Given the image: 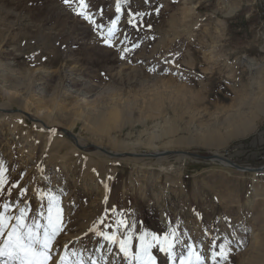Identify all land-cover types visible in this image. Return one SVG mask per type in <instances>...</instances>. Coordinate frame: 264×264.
<instances>
[{
  "label": "rangeland",
  "instance_id": "rangeland-1",
  "mask_svg": "<svg viewBox=\"0 0 264 264\" xmlns=\"http://www.w3.org/2000/svg\"><path fill=\"white\" fill-rule=\"evenodd\" d=\"M260 1L122 0L117 14V0H85L96 28L75 14L78 0H0V104L71 130L85 147L114 153L105 144L114 136L131 154L222 155L247 145L264 124ZM117 15L110 48L101 34ZM2 111L0 211L7 203L6 215L25 208L26 223H44L54 196L57 264L73 252L89 262L128 264L118 243L96 233L130 235L134 256L142 233L150 239L173 231L175 257L169 261L155 245L156 264H180L189 245L213 264L211 253L225 242L229 264H264V173L177 155L161 163L96 156L97 148L78 150L66 135ZM249 116L251 130L230 137ZM217 139L224 143L214 145ZM251 152L243 147L225 158L258 167Z\"/></svg>",
  "mask_w": 264,
  "mask_h": 264
},
{
  "label": "snow or ice",
  "instance_id": "snow-or-ice-1",
  "mask_svg": "<svg viewBox=\"0 0 264 264\" xmlns=\"http://www.w3.org/2000/svg\"><path fill=\"white\" fill-rule=\"evenodd\" d=\"M65 5H71L73 0H63ZM122 0H117L116 13L121 12ZM89 6L85 3V0H78V6L74 9L75 14L78 17L83 18L88 23L94 25L96 28H100L101 25L97 24L91 15L88 14L86 9ZM157 13L159 9H156ZM138 15H143L142 13ZM119 20V15L116 19L111 21V27L107 30V35L103 34V43L108 47H113L112 38L116 34V24ZM132 23V20H129ZM151 27V25H148ZM137 47V45H133ZM129 51L128 48H124L121 52V59L124 58V52ZM154 71V69H152ZM55 131V130H53ZM4 166L0 163V186L6 183L4 178ZM56 198L54 196L49 197L48 212L45 217L44 223L39 220H33L32 223H26L27 211L25 208L19 209L18 215H6L9 205L5 203L3 211H0V264H57L55 257L51 255L53 247V240L57 234L61 231L60 220L61 212L59 208H56L55 213L53 207L55 206ZM9 221L14 223L9 224ZM123 223V221H120ZM98 236L107 242L108 245L118 243L119 251L123 254V257L128 260V264H156L155 257L150 253V249L155 245H159L161 252L167 254V259L171 261L176 253L174 247L179 241V237L173 231L169 234H165L163 237L155 234L151 235L148 239V233H142L139 236V245L136 248L135 255H130V240L131 236H127L125 239L117 240L115 233L108 235L106 233H96ZM231 249L228 243H222L219 245V251H213L211 258L213 264H229ZM71 261H66L64 256L59 259V264H101L98 259H91L85 261L82 254L76 252L72 253ZM194 258V259H193ZM218 258V259H217ZM180 264H204L201 256L192 251V246H188V256L180 255Z\"/></svg>",
  "mask_w": 264,
  "mask_h": 264
},
{
  "label": "bare ground",
  "instance_id": "bare-ground-1",
  "mask_svg": "<svg viewBox=\"0 0 264 264\" xmlns=\"http://www.w3.org/2000/svg\"><path fill=\"white\" fill-rule=\"evenodd\" d=\"M259 10H260V6H259ZM260 11H263L264 12V10H260ZM262 25H263V27H262V30L261 31H259L260 32V34H261V36H262V40L264 41V20H263V22H262ZM6 107H8V105H5V104H0V110H7L6 109ZM19 110H21V109H19ZM19 110H17V111H19ZM22 111H24V110H22ZM25 113H26V111H25ZM28 114H30L32 117H34L35 119H37V120H39L40 121V123L42 122L43 123V127H44V129L46 128H50V129H52V128H61V129H63L64 130V132H65V134L67 135V136H70V140H71V142L72 143H75V144H77V146H79V147H81V149H83V150H85L87 147H93V148H97L99 151L100 150H104L105 152H107L108 154H113V155H124V154H131V152H133V150L131 149V147L127 144V143H125V142H122V141H120V140H118V138H116V137H114V136H112V137H110L108 140H106L105 141V144H107V145H109V146H111L113 149H114V153L113 152H109V151H107L106 149H103V147L102 146H100V145H93V146H86L85 147V144L76 136V135H74V134H72V132H71V130L69 131V129H67V128H62V127H58V126H55L51 121H49V120H47L45 117H41V116H38L39 118H36L35 116H33L32 114L33 113H31V112H27ZM255 114V113H254ZM6 115V114H5ZM253 121H254V116H249V118H247V119H243L242 121H241V123H240V125L239 126H236V128H231V130H230V137H237V136H239V135H241L242 136V134L244 135V133L245 132H248L249 130H251V128H252V126H253ZM252 122V123H251ZM264 125V124H263ZM110 129V128H109ZM262 129V128H261ZM111 130V129H110ZM106 132V131H105ZM109 132V131H108ZM107 132V133H108ZM51 134H54V133H51ZM229 134V133H228ZM223 139V138H222ZM103 141V140H102ZM96 143V142H95ZM222 143H224V141H222V140H219V139H217V141L215 142V144L214 145H220V144H222ZM102 144H104L103 142H102ZM246 147V146H245ZM98 150H96L93 154H95L96 156H102L103 157V155L104 156H107V155H105V154H103L101 151L99 152ZM163 151V150H162ZM101 153L103 154V155H101ZM153 153H156V152H153ZM137 154H139V153H137ZM136 154V155H137ZM178 156H180V157H182V158H187V156H185V155H178ZM215 156H217V157H219L220 159H215L214 161H217V162H219L222 166H224L225 168H231V169H235V168H233L232 166H230L229 164H228V159L227 158H224V157H221L220 155H217V154H215ZM107 157H109V156H107ZM109 158H112V157H109ZM125 158H132V157H125ZM113 159H118V158H113ZM120 159H124V158H120ZM135 159H137V160H139V161H141V160H144L143 158H135ZM164 158H160V159H157L156 160V163L158 162V163H161V161L163 160ZM182 160V159H181ZM166 161V160H165ZM163 162V161H162ZM213 162V161H212ZM164 167V166H163ZM164 168H167V166L166 167H164ZM163 168V169H164ZM237 171H239V170H237ZM239 172H242V171H239ZM255 174V173H254ZM56 259V258H55ZM260 264V263H259Z\"/></svg>",
  "mask_w": 264,
  "mask_h": 264
},
{
  "label": "water",
  "instance_id": "water-1",
  "mask_svg": "<svg viewBox=\"0 0 264 264\" xmlns=\"http://www.w3.org/2000/svg\"><path fill=\"white\" fill-rule=\"evenodd\" d=\"M1 113L3 114H21L23 116H25L29 121L33 122V123H36V124H39L43 127V124H41L37 119H32L28 114H25V113H22L20 111H17V110H6V111H2ZM44 128V127H43ZM46 129V128H45ZM46 130H48L49 132L51 133H62L64 135L65 132L63 129L61 128H47ZM55 130V131H53ZM66 137L69 139L70 136H67ZM75 147L78 149V150H81V151H84L83 149H81V147L77 146V144H75ZM92 146V145H90ZM103 154L109 156V157H112V158H125V157H132V158H143V159H160V158H164V157H168L169 155H185L187 157H193V158H201V159H204V160H215V159H220L219 157L215 156V155H211V156H207V157H202V156H199L197 154H192V153H188V152H183V151H163V152H156V153H145V154H124V155H113V154H108L107 152H105L104 150H100ZM228 164L230 166H232L233 168H235V170H239V171H242V172H248V173H264V166H261V167H258V168H249V167H245V166H241V165H238V164H235V163H232L228 160Z\"/></svg>",
  "mask_w": 264,
  "mask_h": 264
},
{
  "label": "built area",
  "instance_id": "built-area-1",
  "mask_svg": "<svg viewBox=\"0 0 264 264\" xmlns=\"http://www.w3.org/2000/svg\"><path fill=\"white\" fill-rule=\"evenodd\" d=\"M259 6H260V10H264V0L260 1ZM262 127H263L262 130L259 131L261 133V136H262L261 138L263 139L261 145L255 146L253 144H250L248 146L251 149V151H252L253 148L257 149L255 151L256 153H254L253 151L251 153H252V156L257 159L258 164H259L258 167L264 166V125ZM239 147H240L239 145H234V146H232V148H230V149L228 148V150L223 151V154L220 155V156L224 157V158H225V156L226 157H232V156L237 154V152L239 150ZM247 167H249V168H258V167H251V166H248V165H247Z\"/></svg>",
  "mask_w": 264,
  "mask_h": 264
},
{
  "label": "crops",
  "instance_id": "crops-1",
  "mask_svg": "<svg viewBox=\"0 0 264 264\" xmlns=\"http://www.w3.org/2000/svg\"><path fill=\"white\" fill-rule=\"evenodd\" d=\"M262 126H263V124H262ZM261 128H263V127H261ZM259 129V130H262V129ZM262 136H261V133L260 132H256V133H254V136H252V138H251V140H249L247 143V145H242V144H239V148L240 149H242L243 147H248L250 144H253V145H255V146H259V145H261V143H262V138H261ZM257 149L256 148H253L252 149V151L253 152H255Z\"/></svg>",
  "mask_w": 264,
  "mask_h": 264
}]
</instances>
